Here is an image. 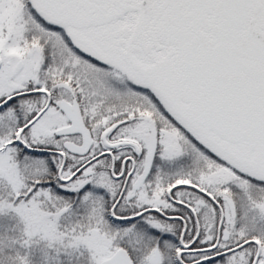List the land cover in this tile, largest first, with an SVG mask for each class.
<instances>
[{"label": "snow or ice", "instance_id": "snow-or-ice-1", "mask_svg": "<svg viewBox=\"0 0 264 264\" xmlns=\"http://www.w3.org/2000/svg\"><path fill=\"white\" fill-rule=\"evenodd\" d=\"M0 218L12 264H264V0H0Z\"/></svg>", "mask_w": 264, "mask_h": 264}, {"label": "rangeland", "instance_id": "rangeland-1", "mask_svg": "<svg viewBox=\"0 0 264 264\" xmlns=\"http://www.w3.org/2000/svg\"><path fill=\"white\" fill-rule=\"evenodd\" d=\"M15 221H12L8 218H0V240H2L3 235L8 233L9 230L14 226ZM15 234V233H13ZM0 247H4L3 244H0ZM15 249L10 247H4L3 253H0V264H7L8 256L14 255ZM56 254L52 253L51 259H47L45 256L44 251L37 250L34 252L33 261L34 264H57ZM61 259L63 260V264H72L68 256H62Z\"/></svg>", "mask_w": 264, "mask_h": 264}, {"label": "clouds", "instance_id": "clouds-1", "mask_svg": "<svg viewBox=\"0 0 264 264\" xmlns=\"http://www.w3.org/2000/svg\"><path fill=\"white\" fill-rule=\"evenodd\" d=\"M0 253H3V248L2 247H0ZM7 264H12V262L8 259Z\"/></svg>", "mask_w": 264, "mask_h": 264}]
</instances>
